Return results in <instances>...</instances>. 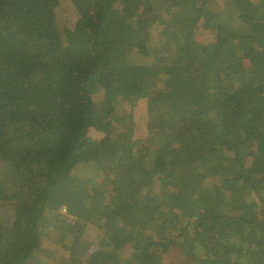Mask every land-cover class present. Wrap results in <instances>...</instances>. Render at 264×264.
I'll use <instances>...</instances> for the list:
<instances>
[{"label":"trees","instance_id":"16d2710c","mask_svg":"<svg viewBox=\"0 0 264 264\" xmlns=\"http://www.w3.org/2000/svg\"><path fill=\"white\" fill-rule=\"evenodd\" d=\"M0 165V264H264V0H0Z\"/></svg>","mask_w":264,"mask_h":264},{"label":"rangeland","instance_id":"374dc122","mask_svg":"<svg viewBox=\"0 0 264 264\" xmlns=\"http://www.w3.org/2000/svg\"><path fill=\"white\" fill-rule=\"evenodd\" d=\"M158 39V38H157ZM167 43V42H166ZM176 44H179V39H175L172 41V53H173V57H175V50L177 49L175 46ZM184 46V48L187 50V52L191 53V54H195V55H199L200 53H204L205 50V43H197V42H192L190 45L185 44L182 45ZM171 46H169L168 44H165L164 46H162V44H158L153 50L158 51L157 52V58L162 59V58H166L167 54V50L170 49ZM152 50V51H153ZM151 51V53H152ZM131 52H132V48L129 45H124V46H119V45H115L112 49V70L114 72V74L117 75H127L129 72H131L133 70V66L130 65L132 64V61H130L131 58ZM137 65L139 67H145V66H149L151 65V62L148 59H140L138 58L137 61ZM124 89L122 87H118L117 88V94H123L124 93ZM0 178L3 180L4 182V186L5 188H9L12 185H19L20 183V178L17 176V174L14 172V170H12L10 167L4 166V165H0ZM10 180H9V179ZM132 178L131 177H121V181L123 182V189L127 192H129L131 194V197L129 198L128 203H132L134 201L135 198V194H136V190H134V186L132 185V183H127L130 182ZM120 181V182H121ZM121 182V183H122ZM21 190L16 191V188L12 187V189H10V193L12 194L13 198H15L14 202H16L18 204L19 199L21 198L19 196V194L21 192H19ZM134 191V192H133ZM24 192V191H23ZM14 203L12 204H4L1 208H0V222L4 225H7L8 222H10L11 218L13 217L10 211L11 206H13ZM96 226L93 225H88L87 229L85 230V234L83 235V237L80 238V240L78 239H74L72 238V241L67 240L65 242V244L68 246L69 249L71 248H77L81 249L84 248L85 245L91 244L93 246L94 250L96 247V242L94 239L98 238V228L96 229ZM68 250V249H67ZM91 251V249L88 251L87 254H89V252ZM66 251H64L63 253H65ZM71 253H68L67 255L64 254L63 258H71L70 256ZM76 254V253H74ZM86 254V255H87ZM69 260V259H67ZM172 260L171 259H165L163 261V263L168 264L170 263Z\"/></svg>","mask_w":264,"mask_h":264}]
</instances>
